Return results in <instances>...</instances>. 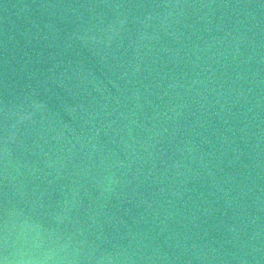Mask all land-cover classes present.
I'll use <instances>...</instances> for the list:
<instances>
[{
  "label": "water",
  "instance_id": "water-1",
  "mask_svg": "<svg viewBox=\"0 0 264 264\" xmlns=\"http://www.w3.org/2000/svg\"><path fill=\"white\" fill-rule=\"evenodd\" d=\"M0 264H264V0H0Z\"/></svg>",
  "mask_w": 264,
  "mask_h": 264
}]
</instances>
